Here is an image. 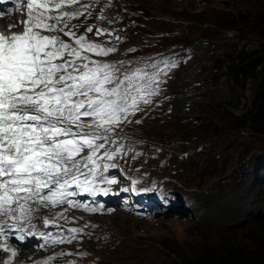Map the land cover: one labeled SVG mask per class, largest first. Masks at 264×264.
Here are the masks:
<instances>
[{
  "label": "rangeland",
  "instance_id": "obj_1",
  "mask_svg": "<svg viewBox=\"0 0 264 264\" xmlns=\"http://www.w3.org/2000/svg\"><path fill=\"white\" fill-rule=\"evenodd\" d=\"M105 1L119 2L118 7L133 9L135 20L142 21L144 25L143 28L139 26L140 29L136 23L130 27V38L124 39L121 50H129L132 46L134 53L163 50L177 61L170 80V68L159 61L152 62L164 69L157 84L153 85L156 89V94L150 97L153 105L160 103L158 90L162 93L169 90L172 101L176 98L174 89L180 86L184 91L195 88L201 93L193 98L190 109L186 108L178 115H173L172 109L168 110L172 104L154 107L149 112L150 116L136 113L131 132L133 136L162 141L157 143L160 149L147 147L155 154L142 157L141 163L147 172L164 181L175 196L181 200L184 197L186 201L190 196L185 207L187 216L160 215L154 221L139 220L121 212L92 216L91 219L99 223L98 229L103 232V243L96 249L92 245L94 242L86 239L84 248L99 264H177L175 257L164 247L171 241L179 242L182 253L194 252L197 248H218L223 241L243 248L246 245L248 215L256 213L264 203V135H251L246 128L234 129L228 124H220L221 117L236 116L251 102V91L247 87V90L235 91L236 100L228 103L234 98H230L225 76L221 74L229 68L230 55L233 56L235 51L260 52L264 48V39L253 23V18L260 24L264 20V1ZM162 13L192 20L172 27L166 24ZM102 27H106V22ZM202 32L205 37L200 35ZM206 36L209 44L204 42L199 55L189 57V47L198 49V41ZM174 52L181 54L174 56ZM144 65L138 66L136 61H132L126 67ZM192 71L198 74L185 84V77ZM206 88L208 94H202ZM161 102L167 103L164 99ZM231 105L237 107L231 108ZM144 117L145 124L140 127ZM206 118L208 124L200 123ZM212 134L217 136L209 139ZM185 138H190L191 142H186ZM181 154L192 157L184 160L176 157ZM196 180L201 181L194 184ZM247 197L253 200L246 212L243 200Z\"/></svg>",
  "mask_w": 264,
  "mask_h": 264
},
{
  "label": "snow or ice",
  "instance_id": "obj_2",
  "mask_svg": "<svg viewBox=\"0 0 264 264\" xmlns=\"http://www.w3.org/2000/svg\"><path fill=\"white\" fill-rule=\"evenodd\" d=\"M78 4L80 0H27V18L18 21L24 30L0 33V215L13 220L11 224L0 221V233L5 235L6 228L24 232L23 226L17 229L16 225L33 219L30 202L45 207L67 202L96 211L67 199L77 194L69 189L75 185L83 193L97 195L92 187L97 181L116 183L97 171L98 154L104 150L102 157L111 160L122 150L106 148L116 143L110 134L130 114L142 111L141 102H152L150 97L156 94L153 85L164 71L157 63L128 68L125 65L130 61L93 59L89 53L108 56L117 49L68 29V22L83 15L71 10ZM80 7L86 10L88 6ZM86 32L93 33V27ZM105 33L108 29L95 30L96 36ZM64 36L73 37L74 45ZM109 167L116 165L104 164L103 170ZM101 193L109 194L107 189ZM17 239L25 237L18 235ZM64 242L51 238L52 244ZM0 250L11 252L4 264H10L18 254L5 245H0Z\"/></svg>",
  "mask_w": 264,
  "mask_h": 264
},
{
  "label": "trees",
  "instance_id": "obj_3",
  "mask_svg": "<svg viewBox=\"0 0 264 264\" xmlns=\"http://www.w3.org/2000/svg\"><path fill=\"white\" fill-rule=\"evenodd\" d=\"M161 16L167 20L166 24L172 27L192 20L184 19L181 16L169 15L167 13H162ZM177 20H180V22H177ZM138 22L140 23L138 27H142L143 22ZM203 22L205 21L203 20ZM253 23H255L260 37L264 39V20L260 24V22L255 21L253 18ZM216 26H218L217 23ZM164 31L166 35L170 37L169 33L166 30ZM171 31L173 30L171 29ZM204 34L205 33L202 32L200 35L203 36ZM207 37L208 36L203 38L204 40L202 41H198V46H200L198 49L194 46L190 47L193 55H199L204 42L209 44ZM230 59L231 63H229V68L225 69L221 74V76H225L224 81L228 89V94L230 98H234L235 91H244L247 90L248 87L249 91H251V102L242 113L236 116L225 115L221 117L220 124H228L229 128L234 129L246 128L251 135H264V48L260 52L252 51L246 53L241 50L235 51L233 56L230 55ZM197 74L196 71H192L187 75L185 77V84H188L190 79L194 80V76ZM183 88L184 87L180 86L177 89H174V95L176 93V98L173 101L171 99L173 115H178L184 112L186 108L190 109L193 98L201 93L195 88H191L187 91L182 90ZM203 93L207 95L208 89L206 88L202 94ZM235 100L236 98L228 103L234 102ZM236 107V105H231V108ZM180 119L182 118L179 117V120ZM208 122L209 121L206 118L204 122L201 121L200 123L208 124ZM216 136V134H212L209 139ZM184 140H186V142H191L190 138H185ZM206 140L207 139H203V141ZM147 141L149 143L158 142L156 138H147ZM176 157L179 158V156ZM188 157H192V155ZM181 158L183 159L182 156ZM245 178L249 179V176H246ZM263 178L264 175L262 177V181L264 182ZM236 198L238 199V197ZM234 199L235 198L232 200ZM252 200V197H247L243 200L246 212L248 206L252 203ZM248 216L249 223L246 225L247 234L245 236L246 245L243 248L226 241H223L218 248H197L193 250L194 252L190 253H182L178 241H171L170 243L165 244L164 247L167 253H170V255L175 257L174 259L177 264H264V203L258 208L256 213Z\"/></svg>",
  "mask_w": 264,
  "mask_h": 264
},
{
  "label": "clouds",
  "instance_id": "obj_4",
  "mask_svg": "<svg viewBox=\"0 0 264 264\" xmlns=\"http://www.w3.org/2000/svg\"><path fill=\"white\" fill-rule=\"evenodd\" d=\"M159 51H163V50H159ZM147 138H150V137H147ZM147 138H145V140H147ZM153 139H155V138H153ZM156 139L158 140V142H161L158 138H156ZM158 142L150 143V145H149V142H148V145L145 144V146H146V148L147 147H153V149L154 148L155 149H160L159 146L157 145ZM184 155H182L183 159L181 158V155H177V156H179V159L184 160V159H186L188 157L187 154H184ZM158 181H160V180H158ZM160 182L162 183L163 187H161V189L158 190V192H154L156 198L154 196H152L151 199H152V201H155L156 199H159V197L166 196V198L161 199L160 202H154L157 207L155 208L156 213H155L153 219H150V220H153V221L155 220V218L157 216H160V215H170L171 217H175V216L179 215V214H177V210L179 208H185L186 205H188V201L190 199V196L186 195L188 197V201H186L184 199V197L181 200V198L175 196L173 191L170 188L167 187V185L164 183V181H160ZM148 202H150V201H148ZM200 210H201V208L199 209V212H200ZM141 219L142 218H140L139 220H141ZM142 220H144V219H142ZM102 243H103V240L101 241L100 244H98L99 247H100V245H102ZM98 245H96V246H98Z\"/></svg>",
  "mask_w": 264,
  "mask_h": 264
},
{
  "label": "bare ground",
  "instance_id": "obj_5",
  "mask_svg": "<svg viewBox=\"0 0 264 264\" xmlns=\"http://www.w3.org/2000/svg\"><path fill=\"white\" fill-rule=\"evenodd\" d=\"M18 16H16V18H17ZM1 21V20H0ZM9 24H12V23H10V22H7L6 23V25H9ZM201 180H196V181H194V184H198L199 182H200ZM202 182H204L205 183V180H203ZM177 214H179V216H187V210L185 209V208H179L178 210H177Z\"/></svg>",
  "mask_w": 264,
  "mask_h": 264
}]
</instances>
